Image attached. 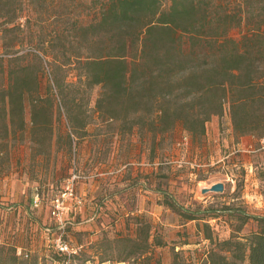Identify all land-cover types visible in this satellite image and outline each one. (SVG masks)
<instances>
[{
  "label": "rangeland",
  "instance_id": "374dc122",
  "mask_svg": "<svg viewBox=\"0 0 264 264\" xmlns=\"http://www.w3.org/2000/svg\"><path fill=\"white\" fill-rule=\"evenodd\" d=\"M213 1V16L241 11L240 0ZM108 2L0 0V91L15 78L25 80L23 126L16 120L6 133L0 110V264H148L129 257L132 241L117 240L135 238L143 222L152 226L151 240L168 245L151 248L150 264H201L213 246L203 221L179 235L176 226L186 221L164 204L167 199L177 207H210L208 214L219 215L206 220L215 238L264 231L263 221L240 219L264 217V96L234 108L242 93L222 92L221 110L202 133L182 121L160 131L152 101H107L103 85L88 79L85 63L117 52L116 38L92 27ZM170 5L163 0V9ZM247 11L227 36L241 40L264 28V0H251ZM222 22L224 29L235 21ZM263 39L246 41L255 58L264 59V47H256ZM203 56L190 63L203 64ZM251 92L258 98L260 89ZM207 98L188 104L204 115ZM74 179L82 202L66 198L59 219L54 199ZM218 182L224 183L222 192H203ZM92 184L90 201L84 192ZM59 239L77 249L70 260L56 248ZM179 243L184 248L174 249Z\"/></svg>",
  "mask_w": 264,
  "mask_h": 264
},
{
  "label": "trees",
  "instance_id": "16d2710c",
  "mask_svg": "<svg viewBox=\"0 0 264 264\" xmlns=\"http://www.w3.org/2000/svg\"><path fill=\"white\" fill-rule=\"evenodd\" d=\"M108 1L101 19L92 27L106 29L116 38L119 44L117 52L105 59L85 63L88 79L103 85L107 101L119 97L129 102L137 101V104L152 101L155 104V125L160 131H168L177 121H182L187 130L202 133L210 117L221 110L219 95L222 92L233 90L242 93L235 98L234 108L245 107L264 96V68L261 66L264 59L253 57L254 51L249 50L246 44L247 39L264 36V28L260 25L251 29L254 34L245 35L241 40L227 36L230 26L241 22L251 0H240L239 13L230 10L222 17L213 16V0H171L167 9L162 8L163 0ZM228 18L235 22L227 23ZM221 20L223 24L226 22L224 29L218 25ZM182 34L189 37L187 41L183 40ZM256 47L261 51L264 39ZM200 56L206 57L203 64L190 63L191 59ZM207 58L213 61L209 62ZM22 85H25V80L15 78L8 89L0 91V110H4L6 133L10 132L16 120L21 126L24 124ZM255 88L260 89L258 98L251 92ZM205 94L208 104L204 115H201L188 103ZM35 117L33 115L34 120ZM164 204L177 209L186 222L203 221L205 239L213 246L201 264H264L263 230L243 237L215 238L214 229L206 220L219 215L208 214L212 211L210 207L203 208L198 204L195 209L192 205L177 207L168 199ZM240 219L243 224L249 219L264 222V217L255 215ZM151 227L150 223H140L135 238L117 239L133 242L129 257L148 259L150 264L151 257L146 256L151 254V248L165 244L161 240L150 239ZM155 264H160V259Z\"/></svg>",
  "mask_w": 264,
  "mask_h": 264
},
{
  "label": "built area",
  "instance_id": "2783aa9c",
  "mask_svg": "<svg viewBox=\"0 0 264 264\" xmlns=\"http://www.w3.org/2000/svg\"><path fill=\"white\" fill-rule=\"evenodd\" d=\"M75 180L76 179L69 182L65 190L62 192V194L54 199V205H55L54 214H56L59 219L61 217L62 211L65 208L66 198L75 199L78 203L82 202V199L77 195L76 192ZM39 200H40L39 194H36V196L34 197V203L36 206H38ZM56 248L58 249L59 252L67 253L69 255L68 260H70L71 257L77 253L76 248H73L67 242H62L60 239L56 241Z\"/></svg>",
  "mask_w": 264,
  "mask_h": 264
},
{
  "label": "crops",
  "instance_id": "0c3cea01",
  "mask_svg": "<svg viewBox=\"0 0 264 264\" xmlns=\"http://www.w3.org/2000/svg\"><path fill=\"white\" fill-rule=\"evenodd\" d=\"M154 164H156L155 162H154ZM86 189H87V191L86 192H84V193H86V195H85V199L86 198H88L90 201H92V200H94V198H95V195H94V191H95V185L94 184H92V185H90V186H86ZM144 192H148L147 190H145ZM151 190H149V194L150 195H152L151 194ZM88 193H89V195H88ZM82 194H83V191H82ZM156 194V196H157V193H155ZM149 197H151V196H146V198H148V199H150ZM82 199V198H81ZM132 214H133V212H131ZM126 215H128V214H126ZM197 221H187V222H184V223H182V224H180V225H178V226H176L177 227V231H178V234L179 235H181L180 233H179V231H184L185 229H190V227L193 225V224H195ZM180 245H176L175 247H174V249H178L179 248V250L181 249H183L184 248V246H185V244L184 245H182V243H179ZM165 247H167L168 248V245L166 246L165 245ZM165 247H162V246H160L159 248H165Z\"/></svg>",
  "mask_w": 264,
  "mask_h": 264
},
{
  "label": "water",
  "instance_id": "95a60500",
  "mask_svg": "<svg viewBox=\"0 0 264 264\" xmlns=\"http://www.w3.org/2000/svg\"><path fill=\"white\" fill-rule=\"evenodd\" d=\"M224 190V183L223 182H218L215 183L213 185H211L210 187H205L203 188V192H222Z\"/></svg>",
  "mask_w": 264,
  "mask_h": 264
}]
</instances>
